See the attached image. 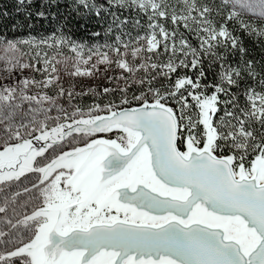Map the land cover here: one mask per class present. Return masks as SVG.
<instances>
[{"label":"snow or ice","instance_id":"1","mask_svg":"<svg viewBox=\"0 0 264 264\" xmlns=\"http://www.w3.org/2000/svg\"><path fill=\"white\" fill-rule=\"evenodd\" d=\"M71 7L110 15L111 42L0 35V264H264V54L236 35L264 41V0Z\"/></svg>","mask_w":264,"mask_h":264},{"label":"trees","instance_id":"2","mask_svg":"<svg viewBox=\"0 0 264 264\" xmlns=\"http://www.w3.org/2000/svg\"><path fill=\"white\" fill-rule=\"evenodd\" d=\"M103 2L104 0H98V3ZM71 3L72 0H59L55 7H51L46 3V0H32L31 4H28L27 0L24 4H20L18 0H0V35L45 37L63 27L65 32L72 35L77 41H83L87 44H103L105 40L111 42L112 36L105 34L110 15L104 16L102 14L99 20L91 14L78 15L73 11ZM38 11H44L46 17H38L36 15ZM113 11L119 12L121 18L124 16H128L130 19L136 17L134 12L118 9H113ZM29 12L32 13L31 16L28 15ZM139 19L141 25L146 26L147 18L141 16ZM125 30L130 32L132 36H136L142 34L145 29L142 27L134 30L132 24H128L125 26ZM94 32H101L102 35L98 38L93 37ZM236 35L242 37L244 46L248 49V58L258 60L262 58L264 41L255 42V37H249L239 31L236 32ZM238 60L239 53L236 54L235 59L230 58L233 64L237 63ZM205 71L207 79L204 83L213 82V71H209L207 61L205 62ZM187 74L195 76L198 73L187 72Z\"/></svg>","mask_w":264,"mask_h":264},{"label":"rangeland","instance_id":"3","mask_svg":"<svg viewBox=\"0 0 264 264\" xmlns=\"http://www.w3.org/2000/svg\"><path fill=\"white\" fill-rule=\"evenodd\" d=\"M25 75H32V73L25 72ZM118 73L114 72H109L107 75H117ZM62 75V83L65 88L73 87L76 92H86L88 89H96L97 92L102 91L103 88L108 87V88H115L116 87V82L112 81L109 83V81L106 79V77L101 76L98 74L94 78H70L63 72L61 73ZM18 78V77H17ZM36 79H41L39 74H35ZM8 83H12V80L7 81ZM123 85L121 84V87ZM135 89H133L134 91ZM55 89L51 90L49 92V95H54L55 94ZM131 95V92L129 93ZM120 93L116 92L114 94H109L108 96H93L91 93L87 96H81L78 97L74 103H77L81 106L87 107L88 105H91L93 101L95 100L98 103L104 104L107 103L109 99L116 100L118 102L119 100ZM60 103L65 104L67 106V100L62 99ZM56 113L53 112L52 115H55Z\"/></svg>","mask_w":264,"mask_h":264}]
</instances>
